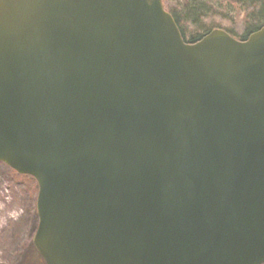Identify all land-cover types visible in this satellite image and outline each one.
<instances>
[{"label": "water", "instance_id": "obj_1", "mask_svg": "<svg viewBox=\"0 0 264 264\" xmlns=\"http://www.w3.org/2000/svg\"><path fill=\"white\" fill-rule=\"evenodd\" d=\"M0 162L38 183L46 264H264V27L0 0Z\"/></svg>", "mask_w": 264, "mask_h": 264}, {"label": "rangeland", "instance_id": "obj_2", "mask_svg": "<svg viewBox=\"0 0 264 264\" xmlns=\"http://www.w3.org/2000/svg\"><path fill=\"white\" fill-rule=\"evenodd\" d=\"M192 1L164 0L179 13L184 9L181 2L186 5ZM207 1L223 13L219 14L222 18L223 15L227 17V22L216 18V29H232L238 35L244 30L246 12L237 0ZM188 34L191 35L190 32ZM12 170L0 162V264H34L29 259L39 222L36 208L39 187L31 178Z\"/></svg>", "mask_w": 264, "mask_h": 264}, {"label": "trees", "instance_id": "obj_3", "mask_svg": "<svg viewBox=\"0 0 264 264\" xmlns=\"http://www.w3.org/2000/svg\"><path fill=\"white\" fill-rule=\"evenodd\" d=\"M237 2L240 4L242 10H245L246 12L245 19L247 20V23L244 25V30L238 35L233 32L232 29H222L238 40H246L252 33L264 27V0H237ZM163 3L166 10L174 17L183 38L187 43H196L202 40L212 30H215L217 28L215 26L217 21L216 18L227 22V17L223 15L224 18H222L219 14L223 13L217 11L207 0H193L189 3L186 2V5H182L181 2V8L184 9L183 11H180V13L172 10V8L168 5V2H164L163 0ZM210 21H212V23H209ZM189 32L191 34L190 36H188ZM12 171L15 172L14 170ZM26 177H29L31 180L37 182L32 176L26 175ZM31 246L32 252L29 260L33 261L34 264H46L37 251L35 245L31 244Z\"/></svg>", "mask_w": 264, "mask_h": 264}]
</instances>
